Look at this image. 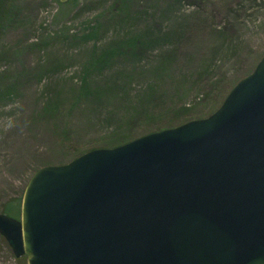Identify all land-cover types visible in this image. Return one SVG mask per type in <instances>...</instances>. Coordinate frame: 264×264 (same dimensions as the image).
Returning <instances> with one entry per match:
<instances>
[{
    "label": "rangeland",
    "instance_id": "1",
    "mask_svg": "<svg viewBox=\"0 0 264 264\" xmlns=\"http://www.w3.org/2000/svg\"><path fill=\"white\" fill-rule=\"evenodd\" d=\"M145 26L181 37L137 63L115 52ZM176 47L155 114L129 123L131 100ZM263 56L264 0H0V213L21 208L43 166L210 115ZM92 58L104 66L87 74ZM86 80L99 97L84 96ZM0 264H28L2 235Z\"/></svg>",
    "mask_w": 264,
    "mask_h": 264
},
{
    "label": "water",
    "instance_id": "2",
    "mask_svg": "<svg viewBox=\"0 0 264 264\" xmlns=\"http://www.w3.org/2000/svg\"><path fill=\"white\" fill-rule=\"evenodd\" d=\"M0 235L28 264H264V56L210 115L36 170Z\"/></svg>",
    "mask_w": 264,
    "mask_h": 264
},
{
    "label": "trees",
    "instance_id": "3",
    "mask_svg": "<svg viewBox=\"0 0 264 264\" xmlns=\"http://www.w3.org/2000/svg\"><path fill=\"white\" fill-rule=\"evenodd\" d=\"M181 37V34H179L178 32V36L175 32L173 33H165L162 30H159L158 32L155 29H151V30H147V27L145 26L142 31L135 35L132 36L131 39H128L126 41V43L120 45L119 47H117V49L115 50V52H120L121 50V55H125V51L129 53L132 52L131 57L135 58L136 63L141 61V56L143 54H145L147 51L149 52V50H152L153 44L158 43L161 46L165 45V44H169L171 41H174V44L177 43L179 41ZM176 48L172 49L171 51L166 50L167 53H164L162 56V63L164 62V64L162 65L161 68L157 69L156 71V80L153 84H145L143 87V89L140 91V94L137 95L135 97L136 99V104L134 105V101L131 100V104H132V108L131 111L135 114L131 117H129L128 122L131 123L132 121H134V119L138 116H140L143 113H148L150 112L151 114H155V109H152L150 106L154 105L158 99L160 98V92H159V88L157 86V82H161L164 79V74L170 73L171 72V66L173 64L174 61V57H176ZM118 55V54H117ZM125 60V58H124ZM98 60H94L92 58L91 61H89V68L86 69L87 74L91 71V69L94 68H99L102 65L104 66V64H98L97 62ZM135 63V62H134ZM138 66H137V71H138ZM95 70V69H94ZM142 71H145L144 68H142ZM93 72V71H92ZM137 74V72H136ZM131 80V78H130ZM115 82V81H114ZM112 82V83H114ZM182 83L179 81L178 82V88L181 87ZM129 86V84H125L124 88H127ZM117 87L116 84L114 85H110V89H113ZM96 91H92L95 90ZM103 88H96L93 87L92 85H89V83L85 82V85L83 87V89L81 90V92L85 91L84 96H89L94 94L96 97H99V92H102ZM159 92V93H158ZM123 98L128 99L126 96H123ZM103 99V98H102ZM99 99L98 100H102ZM137 106V107H135ZM129 109V108H128ZM180 112L182 113L183 110H179L178 114L180 115ZM128 113L130 114V111H128ZM161 130V129H159ZM2 213H5L7 215L19 218L20 217V202L19 200H14L9 202L8 204H6L4 211Z\"/></svg>",
    "mask_w": 264,
    "mask_h": 264
}]
</instances>
